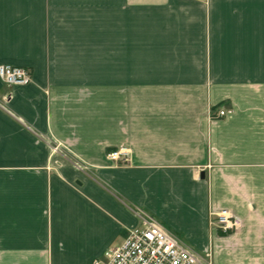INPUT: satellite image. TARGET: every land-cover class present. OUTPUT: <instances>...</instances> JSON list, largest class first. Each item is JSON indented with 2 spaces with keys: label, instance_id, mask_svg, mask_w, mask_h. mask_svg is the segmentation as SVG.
Instances as JSON below:
<instances>
[{
  "label": "crops",
  "instance_id": "0c3cea01",
  "mask_svg": "<svg viewBox=\"0 0 264 264\" xmlns=\"http://www.w3.org/2000/svg\"><path fill=\"white\" fill-rule=\"evenodd\" d=\"M2 65L31 81L0 78V264H93L138 211L264 264V0H0ZM45 138L89 169H49Z\"/></svg>",
  "mask_w": 264,
  "mask_h": 264
},
{
  "label": "built area",
  "instance_id": "2783aa9c",
  "mask_svg": "<svg viewBox=\"0 0 264 264\" xmlns=\"http://www.w3.org/2000/svg\"><path fill=\"white\" fill-rule=\"evenodd\" d=\"M0 78L7 85H24L31 81V74L23 67L2 65ZM230 113L231 111L221 109L216 117L223 118ZM44 141L50 152L49 169L54 168L52 164L56 157L62 158L79 171L89 169L87 163L55 138H45ZM130 156L128 148L115 149L106 155L111 164L126 163ZM137 216L141 221L140 226L132 228L121 244L109 247L93 264H214L209 252L204 257L201 256L154 217L142 211H138ZM211 224L223 233H231L239 230L243 221L231 210L220 209L213 213Z\"/></svg>",
  "mask_w": 264,
  "mask_h": 264
},
{
  "label": "rangeland",
  "instance_id": "374dc122",
  "mask_svg": "<svg viewBox=\"0 0 264 264\" xmlns=\"http://www.w3.org/2000/svg\"><path fill=\"white\" fill-rule=\"evenodd\" d=\"M239 230H240V229H239ZM239 230H237V231H239ZM237 231H235V232H231V233H223V232H220V233L224 236V235H229V234L236 233ZM207 252L210 253L213 263L216 264V263H215V257H214V254L212 253V251H207ZM198 253H199V252H198ZM205 253H206V252H204V253H199V254H200L201 256L204 257V256H205ZM219 261H220V264H223V261H224V260H223V257H221ZM240 261H241V260H240ZM244 261H245V260H244Z\"/></svg>",
  "mask_w": 264,
  "mask_h": 264
}]
</instances>
